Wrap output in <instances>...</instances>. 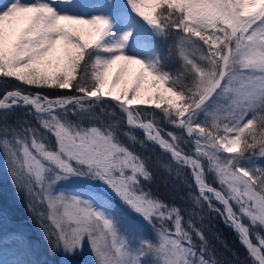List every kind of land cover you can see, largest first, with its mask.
Segmentation results:
<instances>
[{
  "label": "trees",
  "instance_id": "obj_1",
  "mask_svg": "<svg viewBox=\"0 0 264 264\" xmlns=\"http://www.w3.org/2000/svg\"><path fill=\"white\" fill-rule=\"evenodd\" d=\"M101 15L89 30L61 23L53 50L31 10L0 42V264H264V0H106ZM141 39L155 51L146 77L110 59ZM100 85L107 97L90 98ZM122 91L161 146L130 124ZM223 92L253 105L213 123ZM62 178L83 202L61 198L59 217L96 248L60 249L45 190Z\"/></svg>",
  "mask_w": 264,
  "mask_h": 264
},
{
  "label": "rangeland",
  "instance_id": "obj_2",
  "mask_svg": "<svg viewBox=\"0 0 264 264\" xmlns=\"http://www.w3.org/2000/svg\"><path fill=\"white\" fill-rule=\"evenodd\" d=\"M105 1L106 0H100V2L99 0H90L91 6L89 5L90 9H87L85 7L87 5L84 3L81 5L76 4L73 0H0V42H3L5 37H9L13 33L16 16H23L31 10H36L41 14L40 19L42 20V24L47 28L48 48L54 50L58 45V28L61 23H65L67 20H76L80 22L83 29L89 30L96 21L102 18L101 10L103 9ZM94 2L95 4L92 5ZM110 12L114 14L115 10ZM119 19H121L119 35H123L128 31L131 19L124 13L122 16H119ZM154 56L155 51L153 46L146 41V39H141L123 43L122 55L118 57L111 56L110 59L117 64L125 63L130 66L132 70H140V72L146 77L150 68L151 58ZM68 75H70V72L66 74L64 83L67 81L69 77ZM92 93H99V89L98 91H92ZM120 96L124 98L123 105H125L128 110L129 105L134 104L139 100V96L133 94L125 95L123 91ZM233 96L232 93H221L218 98L209 104L207 118L211 119L214 123L215 120L225 117L232 111H236L239 115L245 114V112L253 105V103L246 105L239 101L237 96V98ZM13 102L15 103L16 101L13 100ZM120 105L124 109L122 104ZM180 158L184 162L187 161L184 157ZM78 185L80 186L82 183L62 178L50 183L45 190L47 208L51 212L50 214L53 218L55 217L54 222L56 229L58 234L60 233V249L65 254L81 253L86 250V244L84 242L78 243L77 241H73L72 238L80 241L81 239L85 240L91 249L96 248L97 246L95 234L91 230L87 228L70 229L69 232H72L69 233L67 231L70 225L69 222L59 217L62 204L58 201H60L61 198L64 200L67 199V201H75L77 204L83 202L81 199L74 197L71 198L72 195H69L71 192L70 189ZM56 190H61L62 195H65V197L57 195ZM86 223L91 229H93V225L96 224V222L89 216L86 217ZM106 245L105 238L101 237L98 252L107 255L109 252Z\"/></svg>",
  "mask_w": 264,
  "mask_h": 264
},
{
  "label": "water",
  "instance_id": "obj_3",
  "mask_svg": "<svg viewBox=\"0 0 264 264\" xmlns=\"http://www.w3.org/2000/svg\"><path fill=\"white\" fill-rule=\"evenodd\" d=\"M98 95H100V96H102V97H107V95L104 93V85H101V86H100ZM95 96H96V94H92V95H91V98H93V97H95ZM108 98H110V97H108ZM26 102L30 104V101H29L28 98H26ZM122 106L124 107V109H125V111H126V115H127V117H128V118H131L128 108H127L125 105H123V103H122ZM58 107H59V105H54V106H52V108H58ZM34 110H35V111H38L39 109H34ZM132 124H133V126H134L135 128H138L139 130L143 131L140 127H138V125H137L134 121H132ZM148 135L150 136V138H153V136H152L150 133H148ZM172 152H173V151L170 150V153H172ZM187 166L190 167V165H187Z\"/></svg>",
  "mask_w": 264,
  "mask_h": 264
}]
</instances>
